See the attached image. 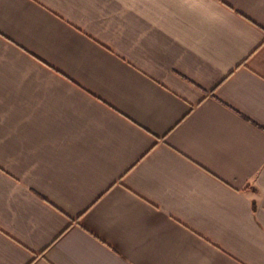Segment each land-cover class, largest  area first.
<instances>
[{
  "label": "crops",
  "instance_id": "obj_1",
  "mask_svg": "<svg viewBox=\"0 0 264 264\" xmlns=\"http://www.w3.org/2000/svg\"><path fill=\"white\" fill-rule=\"evenodd\" d=\"M0 264H264V0H0Z\"/></svg>",
  "mask_w": 264,
  "mask_h": 264
}]
</instances>
